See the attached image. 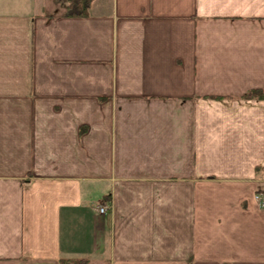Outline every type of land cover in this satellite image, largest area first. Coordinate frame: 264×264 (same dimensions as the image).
Masks as SVG:
<instances>
[{
    "label": "crops",
    "instance_id": "1",
    "mask_svg": "<svg viewBox=\"0 0 264 264\" xmlns=\"http://www.w3.org/2000/svg\"><path fill=\"white\" fill-rule=\"evenodd\" d=\"M65 14L0 0V264H264V0Z\"/></svg>",
    "mask_w": 264,
    "mask_h": 264
},
{
    "label": "trees",
    "instance_id": "2",
    "mask_svg": "<svg viewBox=\"0 0 264 264\" xmlns=\"http://www.w3.org/2000/svg\"><path fill=\"white\" fill-rule=\"evenodd\" d=\"M93 8V0H66V17L69 18H87L91 15ZM246 99H264V93L262 91H251ZM108 196L107 202L110 201ZM59 264H89V260L85 258L81 259H61Z\"/></svg>",
    "mask_w": 264,
    "mask_h": 264
},
{
    "label": "built area",
    "instance_id": "3",
    "mask_svg": "<svg viewBox=\"0 0 264 264\" xmlns=\"http://www.w3.org/2000/svg\"><path fill=\"white\" fill-rule=\"evenodd\" d=\"M256 200L262 207H264V193L256 194ZM110 209H111V206H103V207H100L99 211L102 215H105Z\"/></svg>",
    "mask_w": 264,
    "mask_h": 264
}]
</instances>
